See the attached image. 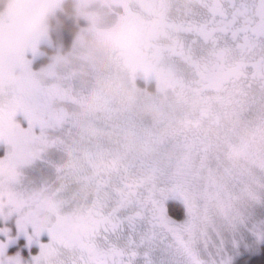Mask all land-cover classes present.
<instances>
[{"label": "flooded vegetation", "instance_id": "1", "mask_svg": "<svg viewBox=\"0 0 264 264\" xmlns=\"http://www.w3.org/2000/svg\"><path fill=\"white\" fill-rule=\"evenodd\" d=\"M102 4L115 74L103 75L101 120H90L75 97L56 101L70 117L59 110L62 121L41 117L27 131L38 136L30 139L47 173L42 186L58 202L49 210L41 200L37 211L55 221L60 213L63 220L150 210L162 224L184 225L176 234L163 229L154 241V264L172 263L176 252L180 258L188 249L183 259L196 252L190 230L209 217L214 199L206 177L219 161L228 171L264 174V0ZM169 202L183 209L180 219L167 214ZM66 256L57 250L48 264Z\"/></svg>", "mask_w": 264, "mask_h": 264}, {"label": "rangeland", "instance_id": "2", "mask_svg": "<svg viewBox=\"0 0 264 264\" xmlns=\"http://www.w3.org/2000/svg\"><path fill=\"white\" fill-rule=\"evenodd\" d=\"M61 1L26 0L25 10L20 12L16 0H0V177L27 188L32 195L26 211L38 216L41 200L44 209L49 210L57 208L58 202L46 191L47 184L42 186L48 180L47 173L36 159L38 141L30 139L38 136L27 131L37 128L41 117L49 116L46 122L62 121V115H56L60 111L70 117L71 112L56 101H71L75 97L83 103L82 112L99 122L103 75L105 71L115 74L110 49L101 33L106 13L104 0H72L76 16L85 24L78 27L68 49H62L57 30L49 25V17ZM39 57L48 60L35 68L33 63ZM2 111L6 112L5 117ZM24 120L30 121L29 126ZM55 169L50 168V175ZM239 171L242 173L228 171L223 161H219L217 171H209L206 183L212 187L209 194L214 204L205 210L209 217L202 219V212L200 223H192L191 240L196 252L187 255L184 264L208 259L204 253L214 248V232L221 222L237 217L245 218L249 224L264 222V174L243 172L249 171L247 167ZM235 240V245L231 239L225 244L223 256L227 264L244 263L258 251L264 239L238 229ZM161 250L166 251L164 247ZM177 254L170 258L178 259ZM155 264L172 263L161 260Z\"/></svg>", "mask_w": 264, "mask_h": 264}, {"label": "snow or ice", "instance_id": "3", "mask_svg": "<svg viewBox=\"0 0 264 264\" xmlns=\"http://www.w3.org/2000/svg\"><path fill=\"white\" fill-rule=\"evenodd\" d=\"M31 195L24 185L0 177V264H48L47 257L57 250L68 252L59 264H154L152 250L160 231L176 234L184 227L162 224L144 208L123 217L96 212L44 220L26 211ZM166 207L171 217L180 219L184 215L176 203L169 202ZM238 229L264 239V222L249 224L243 217L229 218L216 227L214 248L204 253L208 259H198L195 264H227L225 244L230 239L234 245L238 243ZM12 247L18 250L9 254ZM33 247L38 248L34 255ZM24 251L28 253L26 260ZM183 254L190 252L184 249ZM183 254L172 264H184Z\"/></svg>", "mask_w": 264, "mask_h": 264}, {"label": "trees", "instance_id": "4", "mask_svg": "<svg viewBox=\"0 0 264 264\" xmlns=\"http://www.w3.org/2000/svg\"><path fill=\"white\" fill-rule=\"evenodd\" d=\"M49 21L50 27L55 28L59 34L62 49H68L70 47L78 26L85 24L84 20L76 16L72 0H62L60 6L49 17ZM47 60L45 57H39L33 63V67L36 68L45 64ZM237 264H264V240L256 253L250 255L244 263L240 262Z\"/></svg>", "mask_w": 264, "mask_h": 264}, {"label": "clouds", "instance_id": "5", "mask_svg": "<svg viewBox=\"0 0 264 264\" xmlns=\"http://www.w3.org/2000/svg\"><path fill=\"white\" fill-rule=\"evenodd\" d=\"M18 5V11L23 12L25 10L26 0H16Z\"/></svg>", "mask_w": 264, "mask_h": 264}]
</instances>
